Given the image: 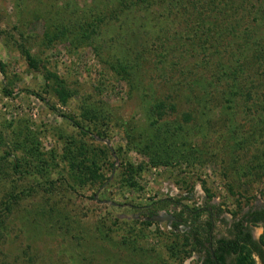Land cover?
I'll return each instance as SVG.
<instances>
[{"label": "rangeland", "instance_id": "rangeland-1", "mask_svg": "<svg viewBox=\"0 0 264 264\" xmlns=\"http://www.w3.org/2000/svg\"><path fill=\"white\" fill-rule=\"evenodd\" d=\"M113 2L0 0V264H179L171 248L182 238L166 222L143 223L150 214H176L174 200L214 204L220 222L213 234L228 237L223 218L232 222L264 204V103L257 101L264 76L251 71L236 80L228 91L233 101L224 103L230 94L221 84L207 87L211 71L198 75L185 17L167 31L164 58L155 57V45L152 55L127 50L146 38L142 32L115 41L118 29L108 27L97 42L84 40V25L91 28ZM243 5L248 21L264 24V0ZM53 27L67 33L48 40ZM118 60L134 65L132 87L113 70ZM173 80L180 84L175 99ZM160 100L176 109L158 121ZM73 141L97 153L96 178L87 163L70 171L64 153ZM260 158L262 172L246 175ZM255 233L261 239L264 227ZM183 251L177 253L183 264H200L201 254Z\"/></svg>", "mask_w": 264, "mask_h": 264}, {"label": "trees", "instance_id": "trees-1", "mask_svg": "<svg viewBox=\"0 0 264 264\" xmlns=\"http://www.w3.org/2000/svg\"><path fill=\"white\" fill-rule=\"evenodd\" d=\"M111 4V7L107 12H97L95 18L97 19L96 24H92L91 28H87L84 25L83 39L96 41V37H99L102 32L108 27L117 28L118 32L112 38V40L119 41V35L124 36L126 33H144L145 39L138 38L137 42L134 41V45H127V50L138 56L139 53L144 55H152L155 45L158 47V54L155 52V57L162 58L167 57L169 53H165L160 50V47L165 44L168 40L167 31L174 29L176 22L186 18L185 21L191 34L188 36L190 42V53L193 61L200 66V72L198 75H203L205 71L210 70L211 72L206 75L215 77L214 83L208 84L207 87L213 88L214 84H221L225 88V93L231 90L234 86V82L243 76H250L254 71L259 73V76H264V24L254 21H248L250 14H246L244 2L242 0L238 8L232 9L231 4L235 3V0H115ZM223 4V6H222ZM224 5L227 8H224ZM156 11V13H154ZM248 13V12H247ZM141 16V23H136V15ZM120 22V23H118ZM118 24L115 26V24ZM62 27L64 23H60ZM174 27V28H173ZM67 32L59 30L55 32V29H49L45 32V37L48 40L65 36ZM155 33V35H154ZM132 36V35H131ZM97 42V41H96ZM100 43V42H98ZM101 44V43H100ZM100 47L101 45H97ZM165 48V45H164ZM28 63L31 67H34V61L26 53ZM170 59V58H167ZM160 61V60H159ZM158 61V62H159ZM173 64V63H172ZM171 64V65H172ZM116 74L130 83H132L133 64L118 60L115 64H111ZM139 69V68H138ZM208 69V70H207ZM0 70L4 72V66L0 62ZM181 71V69H179ZM195 69L189 70L192 75ZM196 71V70H195ZM247 77V78H248ZM178 81V80H177ZM173 80L175 84V95H171V99L177 98L179 91V82ZM194 83V80L192 82ZM210 83V82H209ZM172 84V86H174ZM253 84V83H252ZM196 92V88L192 89ZM229 93V92H228ZM229 99L225 98L224 103L228 105L233 101L234 92L229 93ZM33 95H37L33 93ZM198 95V94H196ZM247 95V94H246ZM193 101L199 96L190 95ZM40 97V96H36ZM246 97L253 100V96L248 94ZM222 98V96H220ZM264 98L257 95V101L264 103ZM253 103L256 100L252 101ZM49 106V105H48ZM52 111H56L51 108ZM167 110H175L176 104L171 103L167 105L163 101H159L154 105V111L157 113V119H161ZM90 111L86 109L84 115H87ZM264 107L260 110L259 129L264 130ZM62 118L66 119L69 123L79 129L81 135L87 134L86 128L75 121L71 117L62 115ZM70 147L65 151L64 157L69 161L70 171L80 172L83 170V165L87 163L88 166L87 174H91L92 179L98 176L96 162L93 159V155H97L92 148H86L82 143L76 145V143L70 142ZM34 148V147H33ZM32 148V149H33ZM73 148V149H71ZM36 149H34L35 151ZM34 151L30 150V154ZM264 156V152H263ZM37 158V155H36ZM81 158V159H79ZM95 158V157H94ZM12 169L14 172H18L20 167L19 161L12 156ZM37 160H40L37 158ZM41 161V160H40ZM263 164L260 160L255 164H249L247 166L246 175H259L262 172ZM128 168V167H127ZM131 170V169H130ZM255 172V173H254ZM84 179H86L84 177ZM176 204L179 205L180 210L176 212V216L185 223V227L189 228L179 229L178 224H173L174 231H172L175 237L182 238L183 243L172 246L171 250L176 251L175 257L180 261L179 264H183L182 258L177 255L179 247L184 249L183 254H190L196 252L201 254V264H255L252 259L253 253H255L264 262V236L261 237L260 244L253 241L249 235L248 227L244 226V223H255L258 220L264 221V211L262 214H256L252 212V208H249L246 213H242L238 221H233L230 228H227L229 236L217 237L213 234L212 222L210 217H206L205 220L201 221V216L204 210L197 206H188L181 204V200H177ZM214 207L213 205H209ZM215 208V207H214ZM256 214V215H255ZM152 216V214H150ZM223 224L229 222L223 218ZM145 224L149 225L152 222L144 220ZM215 229V228H214ZM176 231V232H175ZM211 235V236H210ZM263 246V247H261ZM215 261L213 260V256ZM176 259V258H175Z\"/></svg>", "mask_w": 264, "mask_h": 264}, {"label": "flooded vegetation", "instance_id": "flooded-vegetation-1", "mask_svg": "<svg viewBox=\"0 0 264 264\" xmlns=\"http://www.w3.org/2000/svg\"><path fill=\"white\" fill-rule=\"evenodd\" d=\"M176 202L177 201L174 200V203H175L174 207L175 208H177L179 206V205L176 204ZM210 205H213L216 208V205H214V204H210ZM196 206L199 207V208L201 207V210H204L205 217H207V216L210 217L211 222H212V230H214L215 223L220 222V220H219L220 218L215 221V219H216L215 208L214 207H210V206H203L202 202L200 204H197ZM251 211L254 212V213L257 212L256 214H258V215L262 214L261 212L264 211V204H260L258 206H254ZM246 212H247V210H245L243 213H246ZM171 215L174 217V220H171L170 222H168V221H164V222H166L169 225L170 228L173 227V224H178L179 229H183V227H185V223L182 221V219L178 218L175 215V213H173ZM202 220L203 219H201L200 222H202ZM233 221L232 222L229 221V225L227 224L228 228L231 227V225L233 224ZM236 221H238V219L235 220V222ZM244 226L248 227V231H249V235H250L251 239L253 241H256L257 243L260 244V242H261V239H260L261 233H259L258 236H257L256 233H255V229L264 227V221L261 219V220L256 221L254 224L253 223H249V224L244 223ZM185 229H187V231L189 230V228H187V227H185ZM261 247H263V246H261ZM252 256L255 258V260H257L258 264H264V262L255 253H253Z\"/></svg>", "mask_w": 264, "mask_h": 264}, {"label": "water", "instance_id": "water-1", "mask_svg": "<svg viewBox=\"0 0 264 264\" xmlns=\"http://www.w3.org/2000/svg\"><path fill=\"white\" fill-rule=\"evenodd\" d=\"M112 206H116V204L111 203ZM146 221H151V222H158V223H162L164 221H168L170 222L171 220H174V217L170 214H156V215H152L150 217H146L145 218ZM213 255V253H212ZM213 260L215 261V257L213 256Z\"/></svg>", "mask_w": 264, "mask_h": 264}, {"label": "crops", "instance_id": "crops-1", "mask_svg": "<svg viewBox=\"0 0 264 264\" xmlns=\"http://www.w3.org/2000/svg\"><path fill=\"white\" fill-rule=\"evenodd\" d=\"M211 255H212V252H211ZM213 256V255H212ZM257 261V260H256ZM200 264H201V262H200ZM256 264H257V262H256Z\"/></svg>", "mask_w": 264, "mask_h": 264}]
</instances>
